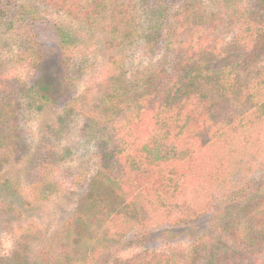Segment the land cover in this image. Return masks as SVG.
I'll list each match as a JSON object with an SVG mask.
<instances>
[{
    "label": "trees",
    "instance_id": "obj_1",
    "mask_svg": "<svg viewBox=\"0 0 264 264\" xmlns=\"http://www.w3.org/2000/svg\"><path fill=\"white\" fill-rule=\"evenodd\" d=\"M40 1L105 36L121 54L109 63L99 103L82 110L84 101L73 89L89 65L78 56L79 35L57 28L60 69L57 84L48 82L46 45L38 33L20 29L39 19L38 10L9 8L0 0V47L22 35L14 62L32 72L27 80L8 75L0 50V167L35 156L26 114L58 109L50 128L61 137L83 113L82 131L96 148V171L77 207L39 248L34 264H232L247 257L257 264L264 242V172L239 177L217 204L214 197L244 150L264 154V133L257 131L264 126V67L256 65L264 56V21L248 19L234 0H223L224 6L218 1L220 10L212 12L199 0H183L176 9L159 0L148 9V26L121 0ZM232 29L238 32L230 43L216 34ZM134 39L144 41L154 60L140 73H129L123 58ZM59 93L66 95L63 103ZM44 145L32 161L37 174L29 183L43 203L62 188L61 158L46 140ZM15 182H4L11 196H17ZM209 214L208 228L190 249L112 255L116 247L167 244L175 230H157L163 221L184 226ZM26 251L20 248L2 264H29Z\"/></svg>",
    "mask_w": 264,
    "mask_h": 264
},
{
    "label": "rangeland",
    "instance_id": "obj_2",
    "mask_svg": "<svg viewBox=\"0 0 264 264\" xmlns=\"http://www.w3.org/2000/svg\"><path fill=\"white\" fill-rule=\"evenodd\" d=\"M124 9H128L131 16H134L139 23L148 26L150 20L149 8H152L159 0H121ZM167 4H171L176 9L183 0H163ZM203 2L206 12L218 11L217 2L223 6V0H199ZM240 6L239 9L249 18L264 21V7L262 0H234ZM8 7H16L19 9L22 5H28L36 8L39 13V19L32 22L31 26L27 22L21 23L22 31L32 30L38 33V38L43 42L49 51V60L47 70L45 71L48 82L57 84L59 74V37L57 33L58 27H66L74 30L80 40L77 46L78 56L86 57L89 68L86 74L76 81L74 97L82 99L83 109H91L97 105L100 100L101 93L99 91L100 84L110 71L112 66L110 61L121 54L119 50L107 43L105 36L91 32L82 28L79 22L73 21L65 14L48 7L40 0H4ZM173 9V10H174ZM148 10V11H147ZM203 10V11H204ZM220 10V9H219ZM262 12V13H261ZM258 15H257V14ZM208 22H202L207 25ZM233 30V29H232ZM226 31V30H225ZM216 32L223 35L225 43H230L232 34L238 30ZM19 36V34H17ZM10 41L6 47H0L2 58L5 61V72L12 76L23 80L31 77L32 72L22 63H16L15 55L18 51L20 38ZM123 51L125 68L129 73H140L144 71L148 64L153 60L152 54L146 48L143 40H131ZM19 42V43H18ZM264 67V56L261 61L256 64ZM112 68V67H111ZM128 73V74H129ZM66 95L59 93L57 97L59 102L63 103ZM84 110V111H85ZM50 113H42L38 115L26 114V126L31 137L34 140V155L30 161L11 162L0 167V264L6 263L12 255L20 248L26 249L28 252L27 259L29 264H34L35 255L40 247L48 243L51 236L62 227L65 220L71 215L78 204V198L84 193L88 180L96 171L95 146L85 136L82 131L84 126V114L73 117L66 127L61 137H54L51 134V126L55 123V111ZM257 131L264 133V126L257 128ZM256 137V136H255ZM45 140L49 149H54L59 155L60 165L57 178L61 183V190L49 201L38 202L35 200L29 183L34 179L36 169L33 168V162L39 155L38 152L43 151ZM264 140V136H263ZM241 149V148H240ZM264 149V146H263ZM69 150V152H68ZM66 151V152H65ZM242 151V150H241ZM244 154V155H243ZM238 164L235 167V173L229 179L228 183L219 184L215 188L214 201L225 198L234 184L237 183L239 177L243 175L260 176L264 172L261 163L264 162V154L259 156L254 148H248L239 155ZM239 175V176H238ZM81 176L79 184H72V179ZM248 177V176H247ZM7 179L15 180L18 189L15 190L17 196H11L6 188L4 190V182ZM6 191V192H5ZM12 192V191H11ZM14 192V191H13ZM212 214V213H211ZM206 215L199 221L184 226H174L172 222L163 221L159 224L158 229H166L167 227L175 230L168 243L157 240L150 245L142 247L125 248L123 246L116 247L112 250L114 257L131 258L145 249L168 250L171 247L177 250L190 249L196 237L202 234L209 226L210 216ZM11 242L10 246L8 242ZM257 264H264V242L259 249ZM239 259L234 264H251L249 257ZM232 263V264H233Z\"/></svg>",
    "mask_w": 264,
    "mask_h": 264
},
{
    "label": "clouds",
    "instance_id": "obj_3",
    "mask_svg": "<svg viewBox=\"0 0 264 264\" xmlns=\"http://www.w3.org/2000/svg\"><path fill=\"white\" fill-rule=\"evenodd\" d=\"M8 244H9V246H10L11 242L9 241Z\"/></svg>",
    "mask_w": 264,
    "mask_h": 264
}]
</instances>
